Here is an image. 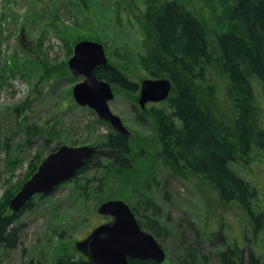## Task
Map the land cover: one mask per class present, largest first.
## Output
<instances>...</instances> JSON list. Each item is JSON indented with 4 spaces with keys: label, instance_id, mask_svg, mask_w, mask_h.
Wrapping results in <instances>:
<instances>
[{
    "label": "rangeland",
    "instance_id": "rangeland-1",
    "mask_svg": "<svg viewBox=\"0 0 264 264\" xmlns=\"http://www.w3.org/2000/svg\"><path fill=\"white\" fill-rule=\"evenodd\" d=\"M144 10L142 0H0V208L27 179L33 155L42 153L44 159L58 142L93 146L98 137L109 132L93 110L77 105L72 97L73 86L82 81L75 77L71 83L66 77L71 75L67 54L76 43L102 44L108 62L139 87L137 93L112 87L114 98L109 102L110 110L129 132V168L103 161L105 167L85 172L88 188L84 191L67 182L46 197L34 196L32 209L22 212L16 222L20 227L16 247L0 243V264H56L57 256L77 252L75 243L106 221L96 211L101 203L122 200L135 207L144 198L153 199L160 208L154 216L150 207L142 205L139 211L162 227L157 241L166 254L164 264H178L189 245L195 247V264H219L218 226L227 246L251 247L264 264V220L262 230L253 238L244 213L235 205L220 203L204 180L188 171L182 177L174 176L161 164L158 134L148 112L154 103L145 109L138 104L144 80L166 78L155 68L160 52ZM52 40L60 43L57 51L48 45ZM64 64L63 77L55 73L47 79V69ZM19 80L28 88L24 97L16 96ZM197 86L216 115L234 126L236 111L224 94L218 69L212 68ZM206 89L213 94L206 96ZM24 102L27 108L21 110V117L40 126L49 121L48 127L57 129L49 142L44 143L48 134L44 140L36 134L30 147L18 145L26 133L17 126L14 107ZM6 143L9 151L4 149ZM229 166L256 188L264 210V168L255 165L247 170L235 162Z\"/></svg>",
    "mask_w": 264,
    "mask_h": 264
},
{
    "label": "trees",
    "instance_id": "trees-1",
    "mask_svg": "<svg viewBox=\"0 0 264 264\" xmlns=\"http://www.w3.org/2000/svg\"><path fill=\"white\" fill-rule=\"evenodd\" d=\"M80 2L84 3L85 0ZM142 2L146 21L157 37L160 52L155 68L172 85L168 99L163 102L165 107L151 104L148 108L158 134L161 164L177 177H182L185 171L199 176L220 203L235 205L244 213L252 225L254 238L263 228V201L256 188L237 175L229 164L239 163L247 170L255 165L264 168V0ZM71 55L72 49L67 56ZM214 67L222 76L224 94L236 111L234 126L221 120L204 93L198 91V82L205 81L206 75ZM66 69V64L47 69L46 75H50L47 79L55 73L63 77ZM94 72L97 78L109 82L112 87L131 93L139 90L137 83L110 63L97 67ZM67 76L71 83L76 81L72 75ZM205 91L208 97L213 94L209 89ZM26 102L14 107L15 114H18L17 126L26 133L24 143L18 144L24 149L30 147V139L36 134L42 140L48 134V140H44L46 143L57 133L54 126L48 127L49 121L40 126L29 123L26 116L21 117L20 112L27 108ZM98 122L107 126L109 132L98 137L96 143L92 144L96 151L85 161L77 175L67 181L73 182L82 191L88 188L85 172L105 167L103 161L112 162L111 166L122 169H128L130 165L129 135L115 132L101 120ZM59 146L61 144L58 142L50 149L51 152ZM4 147L9 151L7 143ZM42 159V153L31 157L27 179L36 171ZM32 200L15 213L8 209L9 199L0 208V243L6 248L16 247L20 232L16 222L22 212L32 209ZM142 205L150 207L152 216L158 214L160 208L151 198H144L137 206L131 207L141 229L157 240L162 227L150 216H143L139 211ZM221 229L218 226L215 235L222 246L216 251L219 264H263L251 247L244 248L238 244L227 246ZM182 242V245H186L184 238ZM189 247L183 249L184 257L181 256L183 259L178 264H195V254L192 253L195 247ZM56 264L94 263L75 252L57 256ZM129 264L159 263L151 259H132Z\"/></svg>",
    "mask_w": 264,
    "mask_h": 264
},
{
    "label": "water",
    "instance_id": "water-1",
    "mask_svg": "<svg viewBox=\"0 0 264 264\" xmlns=\"http://www.w3.org/2000/svg\"><path fill=\"white\" fill-rule=\"evenodd\" d=\"M107 64L102 44L88 40L76 43L67 65L74 77H82L83 80L73 86L72 97L77 105L93 110L115 132L128 135L120 117L109 108V102L114 98L111 84L97 78L94 72L97 67ZM171 90L168 78L146 79L140 86L138 104L145 108L147 103L166 101ZM95 151V146H59L42 160L33 175L22 184L9 201V210L15 213L33 196L48 195L56 185L74 178ZM96 211L110 220L96 226L86 238L77 241V252L94 264H129L132 259H151L163 264L165 251L153 235L141 229L128 204L122 200H107Z\"/></svg>",
    "mask_w": 264,
    "mask_h": 264
},
{
    "label": "built area",
    "instance_id": "built-area-1",
    "mask_svg": "<svg viewBox=\"0 0 264 264\" xmlns=\"http://www.w3.org/2000/svg\"><path fill=\"white\" fill-rule=\"evenodd\" d=\"M59 42L57 40H52L50 41V43L48 45H52L53 48H52V51L55 50L57 51L58 50V46H59ZM16 96L18 97H22V96H25L27 93H28V88L20 81H18L16 83Z\"/></svg>",
    "mask_w": 264,
    "mask_h": 264
},
{
    "label": "bare ground",
    "instance_id": "bare-ground-1",
    "mask_svg": "<svg viewBox=\"0 0 264 264\" xmlns=\"http://www.w3.org/2000/svg\"><path fill=\"white\" fill-rule=\"evenodd\" d=\"M162 102H164V101H162ZM159 103H160V102H159ZM147 104H149V103H147ZM147 104H146V105H147ZM154 104H155V103H154ZM146 105H145V107H146ZM140 108H141V107H140ZM141 109H145V108H141ZM60 185H61V184L56 185L55 188L58 187V186H60ZM55 188H54V189H55ZM105 220H106V219H105ZM105 222H106V221H105ZM103 223H104V222H103ZM101 224H102V223H101ZM146 233H147V232H146Z\"/></svg>",
    "mask_w": 264,
    "mask_h": 264
},
{
    "label": "flooded vegetation",
    "instance_id": "flooded-vegetation-1",
    "mask_svg": "<svg viewBox=\"0 0 264 264\" xmlns=\"http://www.w3.org/2000/svg\"><path fill=\"white\" fill-rule=\"evenodd\" d=\"M147 105H148V104H147ZM147 105H146V106H147ZM145 108H146V107H145ZM109 220H110L109 218H106V222L109 221Z\"/></svg>",
    "mask_w": 264,
    "mask_h": 264
}]
</instances>
